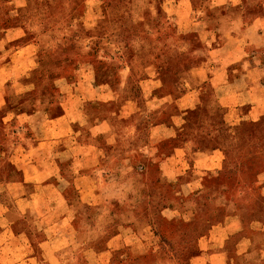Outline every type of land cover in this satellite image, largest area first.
Returning <instances> with one entry per match:
<instances>
[{
    "label": "rangeland",
    "instance_id": "374dc122",
    "mask_svg": "<svg viewBox=\"0 0 264 264\" xmlns=\"http://www.w3.org/2000/svg\"><path fill=\"white\" fill-rule=\"evenodd\" d=\"M177 4L178 0H0V67L9 77L4 86L17 80L26 86L19 97L9 94L4 111L30 117L45 112L54 118L63 112L59 103L111 102L117 96L118 101L133 98L143 108L146 77L162 82L153 95L171 96L177 104L161 108L163 114H177L164 128L154 129L150 140L146 130L136 138H125L130 145L123 150L135 154L130 171H121L122 160L115 162L109 154L98 175L104 187L93 194L81 179L77 194L65 170L57 178L59 185L49 191L47 209L52 212L34 224L29 210L24 218L29 230L48 224L49 234L54 228L67 234L57 243L56 264H189L198 252L199 238L216 225L214 240L222 235L220 231L241 226L243 232L228 240L227 263L209 258L216 243L199 256L200 264H264V207L258 209L256 204L264 202V114L254 123L231 125L225 120L224 108L209 85L214 80L201 81L194 75V69L206 61L209 46L200 32L189 31L191 11L180 12ZM191 4L194 15L203 17L208 26L240 20L262 29L264 24V0H191ZM4 38L9 42L3 49ZM17 46L20 55H13ZM29 53L30 70L17 78V59ZM80 110L92 123L108 115L97 101ZM240 111L252 118L249 108ZM160 112L150 113L154 123ZM121 123L128 127L132 122L122 118ZM164 134L175 136L161 149L180 146L181 152L202 151V156L193 158L196 163L220 147L223 158L219 155L208 165L222 164L221 169H183L187 166L183 156L176 158L178 167L173 169L148 163L143 155L154 160L157 139ZM73 150L79 156H93V149L81 144ZM71 159L74 166L85 161ZM139 164L145 168L139 169ZM197 180L200 186L193 188ZM61 196L70 197L73 223L63 220V214H71ZM81 200L91 204L82 205ZM229 217L239 222L227 221ZM256 217L259 222H253ZM243 236L252 240L250 250L236 247ZM33 249L40 264H49L40 248Z\"/></svg>",
    "mask_w": 264,
    "mask_h": 264
},
{
    "label": "crops",
    "instance_id": "0c3cea01",
    "mask_svg": "<svg viewBox=\"0 0 264 264\" xmlns=\"http://www.w3.org/2000/svg\"><path fill=\"white\" fill-rule=\"evenodd\" d=\"M191 5V0H178L177 4L180 12L191 11L188 20L191 18L193 23L187 25L189 31L200 32L203 43L209 46L206 61L194 69L195 77L201 81L214 80L209 85L224 108L225 120L231 125L244 120L257 121L264 114V24L261 26L262 29H255L254 24L240 20L222 24L216 22L208 26L203 17L194 15ZM2 41L4 49L9 40L4 38L1 39ZM11 52L13 55H20L18 46ZM31 58L32 53L19 56L17 78L26 75V72L30 70L28 63H31ZM4 69L5 67H0V112L4 111L9 103V94L19 97L20 94L26 92L25 84L19 83V80H17L18 83L14 82L15 84L4 86V82L9 78L6 77ZM143 81H146L143 88V108L133 98L125 100L120 98L118 101L117 96L111 102L101 103L99 100L85 102L82 100L81 102L78 100L76 103H59L63 112L54 118L45 112L44 115L37 114L31 117L23 112L10 109L2 112L0 116V264H40V261L32 254L33 248L41 249L47 263L56 264L54 259L57 256L55 251L57 243L61 238H66L67 234L64 230L55 228L54 233L49 234L47 230L51 228L47 226L48 224L40 229L29 230L24 219L29 210L31 213L28 215L34 224L42 222L43 217L52 212V208L47 209L50 205L49 191L59 185L56 183L57 178L60 179L61 172L65 170L71 174V185L77 194L81 191L79 182L81 179L87 183V187L92 190L91 193L95 194V189L104 187L102 186L104 181L99 182V178H102L99 177L101 175L99 170L103 164L107 166L109 154L115 156V162L122 160L121 171L124 169L126 172L130 171V164L135 154L126 152V149L123 150V147L130 145L125 138H136L140 132L146 130L149 133L147 140H150L154 129L164 128L165 123L177 114L173 113L170 116L163 114V109L170 104L174 103L173 105L177 107L171 96L153 95L162 87L159 79L151 81L149 77H146ZM89 101L93 103L97 101L99 105L103 104L108 109V115L99 116L96 118L98 121L92 123L90 117L83 115L80 110L83 105H88ZM112 104L115 109H111ZM241 107L249 108L252 118L241 114ZM156 110L162 111L160 120L154 123L150 113ZM122 118L127 119V122H132L129 123L131 126L124 127L121 123ZM174 136L175 134L159 136L156 142L158 153L154 155V160L147 159L146 155H143V158L148 163L150 161L157 163L159 169L177 168L174 161L180 156H183L184 162L187 163L183 169L205 167L215 171L221 168L222 164L220 166L219 164L208 165L219 155L223 158L219 149H213L212 156L206 154V158L198 163L194 162L193 158L202 156V151L181 152L184 148L180 146H173L172 150L161 149L163 142ZM105 137L107 140H104ZM146 141L142 144H146ZM79 144L85 149L91 147L93 156L88 158L84 155L85 153L80 156L76 154L73 149ZM75 157L85 161L74 166L75 159L71 158ZM62 164L67 165L65 167ZM62 166L65 167L64 170ZM138 168L143 170L145 166L139 164ZM199 186L200 181L197 180L192 187ZM61 198L71 214L70 217L67 213L63 214V220H70L73 223L75 210L70 207V197L61 196ZM81 201L82 205L91 204L86 200ZM228 220L237 219L230 217L227 218ZM217 226L219 225L213 226L207 235L199 238L198 252L190 259L189 264L192 262L200 264L199 256H202L208 247L216 243L218 246L209 258L214 261L223 259V263L228 261V240L241 229V226L228 232L220 231L222 235L214 240L213 231ZM41 234L43 236H38ZM235 245L242 249L247 246L245 248L247 251L252 247V240L243 236Z\"/></svg>",
    "mask_w": 264,
    "mask_h": 264
},
{
    "label": "trees",
    "instance_id": "16d2710c",
    "mask_svg": "<svg viewBox=\"0 0 264 264\" xmlns=\"http://www.w3.org/2000/svg\"><path fill=\"white\" fill-rule=\"evenodd\" d=\"M206 53H207V48H206V51H205ZM201 65V64H200ZM224 114H225V112H224ZM246 122H249L248 120H246ZM250 122H256V121H250ZM219 150H223V149H220V147H219ZM241 164L243 165V162H241ZM221 168H219V169H217V170H215V172H218L219 170H220ZM214 172V171H213ZM220 173V172H219ZM218 173V174H219ZM256 204H258L259 205V208L258 209H260V208H262V207H264V202H263V204L262 203H256ZM258 212V211H257ZM256 212V213H257ZM255 213V214H256ZM262 213H264V210H263V212ZM230 218V217H229ZM259 218L258 217H256L255 219H253V222L255 221V222H259ZM250 227H252V226H250ZM243 232V229L241 228L236 234H240V233H242Z\"/></svg>",
    "mask_w": 264,
    "mask_h": 264
}]
</instances>
